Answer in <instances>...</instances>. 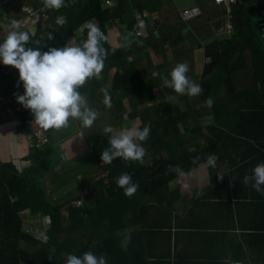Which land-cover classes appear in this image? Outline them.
Listing matches in <instances>:
<instances>
[{
  "label": "crops",
  "instance_id": "obj_1",
  "mask_svg": "<svg viewBox=\"0 0 264 264\" xmlns=\"http://www.w3.org/2000/svg\"><path fill=\"white\" fill-rule=\"evenodd\" d=\"M13 1L15 0H4L0 4L3 27L15 20L13 16H16V21L21 17V6L33 7L28 3H19L17 6V3H11ZM152 2L161 3V0ZM112 29L114 28L108 27L109 40ZM5 33L0 31V41L6 37ZM175 33L170 34V38L174 40L172 46L178 51H186L178 58L190 53L194 58L192 59L194 69L189 70L187 74L194 80L197 63L202 58L197 36L187 30ZM203 57L206 58L205 53ZM242 58L243 67L230 76L232 83L233 76L248 66L244 53ZM204 64L200 68L201 79L208 80L218 89L221 84H218L217 80L214 81L212 76L202 78ZM153 68L154 71H151L150 75H153L154 79H150L149 75L147 82L154 83L156 77L162 82L161 76H167V64ZM226 76L227 74L224 75L222 83L226 86L228 94L208 97L213 101L211 108L201 107L205 102L202 94L198 97L185 95L178 101L176 97L171 96L165 101L170 102L174 99L176 107L179 106L172 114L177 121L175 131L170 129L169 137H164L163 129L156 132L151 129L148 140L142 144L147 152L144 162L134 165L145 186L132 197L125 198V207L114 213L120 214L117 223L111 226L108 223L90 220L79 227L78 233L73 234V237L78 240L83 252L97 251V256L107 257V264H264V195L255 191L251 184H243L245 175H251L257 164L264 163V98L251 94L250 90L256 89V84H246L237 89L233 83L237 92L245 91V94L238 96L230 94L227 90ZM96 78L100 79L101 74ZM108 86L106 83L105 87L109 88ZM161 87L166 89L164 86ZM86 97L92 95L88 94ZM110 100L111 104L113 102L116 104L117 99ZM102 101H99L100 108L96 106L93 108L100 116L104 114V118L107 115L114 120L111 126L117 131L133 127L142 130L139 117L131 119L128 113L121 116L117 110L107 108L105 110ZM128 102L127 97L123 99L126 109ZM148 103L150 108L154 106L151 102ZM153 104L158 102L155 100ZM160 114L159 117L163 116ZM100 116L99 120L102 119ZM151 116L156 119L158 115L151 113ZM28 123V131L21 129L20 120L15 122L12 130L5 128L0 131V136L5 132L11 136L7 137V145H0V162L13 164L18 173H22L31 165L27 159L30 152L27 133L36 131L39 127L34 123V117L29 118ZM79 125L75 129L82 142L80 150L70 151L69 148L68 155L60 142L61 161L59 159L57 164L56 161L50 160L56 149L52 145L53 137L50 135V131L53 130H46L50 138L51 154L42 164L41 184L45 183L49 176L64 172V167L60 163L65 161L66 173L81 164L82 172H79L78 178L86 181L83 182L85 183L83 186L80 184L75 186L73 185L75 182L68 181L72 176H68L66 190L53 187L56 192H52V195L62 193V196L60 198L56 197L57 195L51 196L53 201L51 202L63 206L61 210L64 216L68 215L69 207L90 213L95 211L96 199L105 198L106 188L109 186L106 171L102 169L107 164L98 162L90 149L97 137L100 141L108 143V136L103 135L104 127L84 130ZM15 134L18 137H15ZM155 135L164 145L156 147L152 144V137ZM200 149H206V152H203L205 159L210 154L218 157L216 168H205L204 160L194 169L185 172L186 175L181 178L174 172H169V166L162 164L170 157H177L183 152L194 153ZM46 164H49L47 167L51 169L44 173ZM218 175H222L223 178ZM152 182L158 184L153 187ZM184 184L189 187L185 189ZM47 193L49 192H46V196ZM20 215L23 224L27 219L33 224L26 231L33 238L29 243L35 242L44 248L43 245L48 241L49 217L41 213H31L29 210L22 211ZM92 215L93 213L90 216ZM129 233L131 242L127 250H124L121 241ZM65 237L66 235L62 234L59 240L62 241ZM106 242L110 246L112 257L108 256L107 248L99 250V246ZM62 260L65 261L66 257Z\"/></svg>",
  "mask_w": 264,
  "mask_h": 264
},
{
  "label": "trees",
  "instance_id": "obj_2",
  "mask_svg": "<svg viewBox=\"0 0 264 264\" xmlns=\"http://www.w3.org/2000/svg\"><path fill=\"white\" fill-rule=\"evenodd\" d=\"M3 1L0 0V4ZM37 1L39 3L40 0ZM257 1L259 0H240L239 3L231 5L232 36L229 39L213 41L209 45L204 46L205 56L210 61L204 64L202 78H207L210 75L214 81L217 80L219 82L217 83L220 84L224 75L227 74L225 78L227 80V90L234 96L245 94V91H236L230 76L243 67L242 56L244 51L248 50L256 84V89L250 91L252 95H259L264 98V42L259 35L256 24L257 15L264 9V6L256 5ZM40 2L38 7L37 5H33V7L35 9L41 7L42 1ZM125 3L126 0H117L115 8H108L102 0H78L72 7L64 8L60 11H49V18L44 23L45 27L42 25V28L35 35L29 33L32 37V43L28 46L36 47L35 41H40L41 36H43L42 32L47 29L52 34L50 48H63L70 39L76 36V32L82 28L81 26L86 21H93L107 37V41L104 42L103 46L108 51V56L100 73L101 78L93 77L88 80L85 86L80 89L81 93L88 92L93 94L97 89H105V82L111 80V94L118 98L116 101L117 112H122L126 109L123 99L134 95L135 98L129 100L132 109L129 113V118L139 117L142 122L141 128L150 125L153 132L163 129V136L169 137V130L175 131L177 121L176 118L172 117V114L178 110V107H172L167 102L159 103L158 109L155 110L158 116L153 119L151 116L152 110L146 106L148 102L156 100L152 88L145 83L143 78H138L137 71L133 67L130 68L124 63V59L135 55L136 51L127 47H116L109 41L108 27H110L112 20L122 19L124 14L127 13ZM148 6H146L148 11L155 7L154 4H148ZM61 15H64L66 21L62 26L56 23V19ZM127 25L133 34H136V31L140 29L134 28L131 21ZM151 35H153L152 30H150L148 38L144 39L146 42L144 46L148 47L151 44L155 49L154 52L158 54L157 42L155 41V44L150 41ZM86 39L87 30H83V37L78 39L79 45ZM169 39L171 44H174V40L172 37L170 38V35ZM40 46L41 52H45L43 45ZM1 67L2 63H0ZM113 69H115V73L113 78H110L109 73ZM133 75L137 77H133ZM134 78L138 79V82L131 87L129 84ZM200 86L204 101L217 93L216 88L208 80L201 79ZM247 94H249L248 91ZM159 113L163 116L159 117ZM17 116L18 120L21 121V129L28 131L29 118L26 113L20 112ZM156 136L152 137V144L156 147L157 145H164ZM107 147L108 143L100 141L98 137L91 144V153L98 162H102L101 154ZM203 152H206V149H200L194 153L183 152L177 157H170L162 164L179 166L184 172H188L206 160ZM50 154V144L43 147L34 146L30 148L27 159L31 162V165L22 173H18L13 164L0 162V264H65L62 259L66 257V254L83 255L84 250L80 249V243L73 237V234L78 233L80 226L90 220L102 222L103 224L108 223L112 226L120 220V214L114 213L118 209L125 207V198L127 197L124 195L123 189L117 186V178L122 173H129L133 176V182L139 183L138 191L145 186L136 167H134L139 162H125L117 158L106 166L105 171L107 172L109 186L106 188V197L96 199V209L91 212L93 215L90 216V212H85L82 209L69 207L68 215L64 216L61 210L63 206L50 202L41 184L43 176L41 167ZM196 157H199V161L194 164L192 161ZM185 164L187 166H184ZM157 184V182H152L153 187ZM25 210H29L34 214L41 213L49 217L50 227L47 230L48 241L46 247L34 251L23 247L25 243L33 240L32 237L22 230L23 220L20 214ZM62 234H65L66 237L60 241L59 238ZM104 247L107 248L108 256L112 257L110 246L107 242L100 245L99 250L102 251ZM96 252L93 251L95 255H97Z\"/></svg>",
  "mask_w": 264,
  "mask_h": 264
},
{
  "label": "clouds",
  "instance_id": "obj_3",
  "mask_svg": "<svg viewBox=\"0 0 264 264\" xmlns=\"http://www.w3.org/2000/svg\"><path fill=\"white\" fill-rule=\"evenodd\" d=\"M43 9L59 10L65 6V0H42ZM42 9V10H43ZM58 25L66 23L63 17L56 19ZM7 28V35L0 42V63L15 68L19 80L23 84L24 94L17 97V102L34 116V123L44 130H60L68 126L69 120L80 122L82 129H90L99 118L100 113L91 108L88 99L80 91L93 77L99 76L104 68L108 51L103 44L107 37L100 27L89 20L81 27L87 30V39L78 46L50 48L41 52L40 41L36 47L32 43L29 32L19 30L17 21H12ZM141 28L144 25L141 23ZM52 37L49 35L48 39ZM187 62L178 63L168 76H161L162 85L172 89L179 96L198 97L202 93L201 86L187 74ZM104 94L103 104L111 108L108 90H100ZM213 101L208 98L204 106L211 108ZM151 126L141 129L128 128L117 131L111 125L103 128V135L108 136V147L102 151L101 161L111 164L120 158L125 162H144L147 152L142 146L150 136ZM218 157L210 154L204 162L205 168H216ZM199 161L196 157L192 162ZM169 172L178 177L186 173L179 166H169ZM221 179L222 175H218ZM117 186L124 191L126 197H132L139 190V183L133 182V176L122 173L116 180ZM244 185L251 184L252 188L264 195V163L257 164L251 175H245ZM187 189L189 186L184 184ZM131 242L130 233L121 241V247L127 250ZM65 264H107L105 255L97 256L92 251H86L82 256L66 254Z\"/></svg>",
  "mask_w": 264,
  "mask_h": 264
},
{
  "label": "rangeland",
  "instance_id": "obj_4",
  "mask_svg": "<svg viewBox=\"0 0 264 264\" xmlns=\"http://www.w3.org/2000/svg\"><path fill=\"white\" fill-rule=\"evenodd\" d=\"M36 1V2H35ZM42 1V0H40ZM37 0H15L11 3H17V6H19V3H28L29 5H37L41 3ZM153 0H126V8L127 13L124 14L122 19H114L111 22L110 27L114 28L110 30V42L112 44H117L120 47H127L135 50L136 54L131 55L130 57L124 59V63L126 66H129L130 68H134L138 74V78L141 77L145 79V83L149 84L152 88L153 92L155 93L156 101L159 103L165 102L169 97L173 96L177 98V101L181 98H184V96H179L175 94V92L172 89H169L166 87L164 90L161 86L162 82L156 77L154 83H148L147 77L150 75L151 71H154L153 66L157 65H165L168 66V71L166 72V75L168 76L171 70L178 64L182 62H187L189 64V68L194 69V65H192V54L183 55V57L178 58V56H181V54H185L186 51H178L176 50L169 39V35L173 34L175 32H180L182 30H187L191 34H194L197 36V43H198V49L199 53L201 54L202 58L199 59L198 65H197V71L195 75V81L200 85L201 82V66L204 63H207L209 59L203 57L204 56V46L209 45L213 41H223L226 39H229L232 36L231 34H228L227 31V7L226 6H217L215 5L211 0H161V3H152ZM117 1L115 2L114 8L116 7ZM148 4H154V8L151 10V12L148 11L147 7ZM256 5L264 6V0L257 1ZM194 6H199L202 15L198 18H195L193 20H190L188 22L183 21L181 17V13L187 9ZM149 7V6H148ZM225 11V12H224ZM18 15V14H17ZM16 21V16H13ZM134 25V28H141V23L144 25L143 31H145V36L150 33V30L153 31V35L150 36V41L157 42L158 47V54L154 52V48L150 44L148 47H145V41L141 43L142 39L140 36H138L137 31L136 34H133V32L130 31L128 28L127 23L130 22ZM44 25V23H43ZM45 27V25H44ZM149 32V33H148ZM43 36H41L40 39V45H43V49L45 52H47L50 49V43L51 39H48V36L50 35L52 37V34L45 29L43 32ZM41 33V34H42ZM35 34V33H34ZM33 34V35H34ZM176 35V33H175ZM156 36V37H155ZM83 37V31L82 28H80L76 32V36L74 38H82ZM143 38V37H142ZM166 41V42H165ZM156 44V43H155ZM151 55V56H150ZM250 54L248 50L244 51V58L247 60L248 66L245 67L243 71H240L239 73H236L233 76V83L237 89H241L243 85L246 84H255V76L253 72V66L250 58ZM176 58V59H175ZM150 59V60H148ZM197 59V58H196ZM153 64V65H152ZM151 67L153 69H151ZM16 71L15 75L16 77L12 76L9 78H3L0 77V131L5 130V128L11 129L14 128L15 122L18 120V113L20 111L18 110L19 103L17 102V97L19 95L24 94V88L22 83L19 80V73ZM115 73V69L111 70L109 73V77L113 78ZM18 76V77H17ZM163 76V75H162ZM133 77H137L136 75H133ZM150 79H154L153 75H150ZM111 80H107L105 84L107 83L109 88H106L108 90V94L110 98H112L114 101L118 99L114 94H111V88L112 83ZM151 81V80H150ZM138 82V79L132 80L129 85L131 87ZM221 85L216 88L217 93L214 94V96H223L227 95L226 92V86L223 83H220ZM130 87V88H131ZM83 95L87 96L89 93L84 92ZM92 97H88V103L91 108L94 106L100 108L99 101H102L101 99L104 98V94L100 90H95ZM201 95V94H200ZM188 97V96H185ZM135 98L134 95L131 97L127 96V99ZM171 100L170 106L176 107L177 104ZM103 102V101H102ZM158 104H153L151 102L152 108L149 107V103L147 106L152 110L151 113L154 115H157L155 112L156 109H158ZM127 109L120 112L121 116L123 114H129L132 109L128 102ZM23 107V106H22ZM179 107V106H178ZM201 107H205L204 104ZM117 106L114 104V102L111 104V108H107L110 110H116ZM126 108V107H125ZM94 109V108H93ZM105 110V108H103ZM130 109V110H129ZM108 114V113H107ZM156 117V116H155ZM102 118V119H101ZM101 120L95 121L94 125L90 128L91 130H94L98 127H105L107 125H112V122L114 120H111L110 117L104 118V114L100 116ZM140 122V127L142 126V122ZM78 124H80L79 121L70 119V122L68 123V126L65 128H61L60 130L52 129L53 131H50L51 137H53V146L56 147L54 155L51 157V161H56V164L58 163L59 159L61 158L59 149H60V142L61 145L66 149V152L69 155L68 149L70 148V151L74 149L76 152L80 150V146L82 144L80 140V136L78 134V131L75 129V127H78ZM82 129L81 125H79ZM70 127V128H69ZM39 128V127H38ZM37 128V129H38ZM69 129V130H68ZM86 130V129H84ZM14 131V130H13ZM7 137L11 138V136L5 132L4 135L0 136V145H7L8 139ZM15 137H18L17 134H15ZM17 139V138H16ZM90 142H92V139L90 138ZM58 145V146H57ZM63 154V153H62ZM60 156V157H59ZM49 161V162H51ZM61 161V159H60ZM68 161V160H67ZM63 165L64 172H60L57 175L49 176L48 179L45 181V183H42L43 188L46 190V192H51L50 194L47 193L48 199L51 200L52 192L55 193L54 186H57L63 190H66V177L72 176V178H69L68 181L75 182V185L80 184V186H83V184L86 183L84 181L85 179L78 178L79 172H82L81 170V164L78 165L77 168L73 169L72 171H69L66 173V161L63 163H60V165ZM49 164H46L44 166V173H47L49 169H51ZM105 165L102 167L103 171L105 172L106 169ZM107 174V172H106ZM81 180V181H80ZM67 181V182H68ZM85 182V183H83ZM68 184V183H67ZM58 194V193H57ZM55 194V196L57 195ZM53 196V197H55ZM62 196V193L57 195L56 197L60 198ZM53 202V201H52ZM32 227L33 224H30L25 220L23 224V231L27 233V229L29 227ZM25 249L34 251L37 249H40L37 245V243H27L23 245ZM43 247H46V245H43Z\"/></svg>",
  "mask_w": 264,
  "mask_h": 264
},
{
  "label": "built area",
  "instance_id": "obj_5",
  "mask_svg": "<svg viewBox=\"0 0 264 264\" xmlns=\"http://www.w3.org/2000/svg\"><path fill=\"white\" fill-rule=\"evenodd\" d=\"M102 1L106 7L111 8V7H114L115 2L117 0H102ZM211 1L217 6L223 5V6L227 7V10H228L227 25H226V27L228 29L227 33L228 34L233 33V27H232V23H231L232 14L230 11V6L233 4L239 3L240 0H211ZM77 2H78V0H65V6L60 8L59 10L43 9V5L37 9H35L34 7H31V6L23 5L20 7L21 17L17 20L18 29L23 30V31H27L31 35H33L34 33L36 34V32L42 28L43 23H45L48 20V18H49L48 12L49 11L50 12L51 11H60L64 8H69V7L74 6ZM201 15H202V11L199 7L187 8L181 13V17H182L183 21H185V22H188L190 20L198 18ZM60 17L64 18V15H61ZM256 24H257L259 35L264 42V9H262L259 12V14L257 15ZM0 31L2 33L7 32L6 27H3V24H2V14L1 13H0ZM137 34L142 39L141 43H143L144 39L147 37V35L146 36L144 35L145 32L143 31V29H141V28L138 29ZM6 35H7V33H5V36ZM4 38H2V40L0 42H2ZM66 45L78 46L79 45L78 38L70 39ZM16 71L17 70L15 68H13L11 66H5L2 64V67L0 68V77H3V78L12 77L15 75ZM18 110L20 112L26 113L28 118L34 117L31 114L30 110L25 109L20 104L18 105ZM27 139H28L30 148H32L34 146L43 147V146L50 143V138L47 134V131L40 128V127L36 131H33L32 133H27Z\"/></svg>",
  "mask_w": 264,
  "mask_h": 264
}]
</instances>
